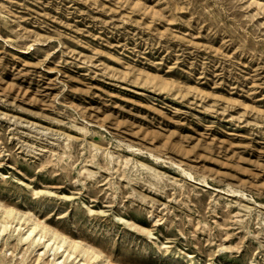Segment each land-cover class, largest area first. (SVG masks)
<instances>
[{
    "label": "rangeland",
    "instance_id": "374dc122",
    "mask_svg": "<svg viewBox=\"0 0 264 264\" xmlns=\"http://www.w3.org/2000/svg\"><path fill=\"white\" fill-rule=\"evenodd\" d=\"M0 264H264V0H0Z\"/></svg>",
    "mask_w": 264,
    "mask_h": 264
},
{
    "label": "bare ground",
    "instance_id": "6f19581e",
    "mask_svg": "<svg viewBox=\"0 0 264 264\" xmlns=\"http://www.w3.org/2000/svg\"><path fill=\"white\" fill-rule=\"evenodd\" d=\"M184 174H186V175H188L189 177H192L190 174H187V172L186 173H184ZM30 232H32V230L30 231ZM43 237V235L42 234H39V236L36 238V240L38 239H41ZM51 241H53V244H55L56 245V249H59V248H61L62 247V244L60 243L61 241H63V243L65 242V238H61V240H60V242L59 241H57V240H55V239H51ZM72 249H74L75 250V248L74 247H72ZM92 255H94V258H97L98 257V254H95V253H92Z\"/></svg>",
    "mask_w": 264,
    "mask_h": 264
}]
</instances>
